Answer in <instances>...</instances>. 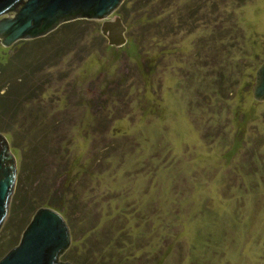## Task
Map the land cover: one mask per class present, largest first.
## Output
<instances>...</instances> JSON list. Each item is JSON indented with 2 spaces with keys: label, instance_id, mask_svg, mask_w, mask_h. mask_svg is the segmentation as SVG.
Returning <instances> with one entry per match:
<instances>
[{
  "label": "rangeland",
  "instance_id": "rangeland-1",
  "mask_svg": "<svg viewBox=\"0 0 264 264\" xmlns=\"http://www.w3.org/2000/svg\"><path fill=\"white\" fill-rule=\"evenodd\" d=\"M113 15L124 45L75 18L0 72V93L21 92L0 116L21 164L0 258L47 205L70 234L60 262L264 264V0H122Z\"/></svg>",
  "mask_w": 264,
  "mask_h": 264
},
{
  "label": "water",
  "instance_id": "water-1",
  "mask_svg": "<svg viewBox=\"0 0 264 264\" xmlns=\"http://www.w3.org/2000/svg\"><path fill=\"white\" fill-rule=\"evenodd\" d=\"M122 0H0V43L9 47L17 41L33 39L56 30L62 22L75 18L102 19L100 33L108 45L125 44L124 26L112 13ZM16 45L21 46L17 43ZM253 95L264 100V60L256 70ZM16 160L8 151V141L0 133V227L5 228L11 192L16 179ZM70 241L68 226L62 215L39 207L24 227L19 242L1 258L0 264H70L60 262Z\"/></svg>",
  "mask_w": 264,
  "mask_h": 264
},
{
  "label": "trees",
  "instance_id": "trees-1",
  "mask_svg": "<svg viewBox=\"0 0 264 264\" xmlns=\"http://www.w3.org/2000/svg\"><path fill=\"white\" fill-rule=\"evenodd\" d=\"M46 37L47 36L44 35V36H40V37L33 38V39L17 41L15 44L19 43V44H21V46L18 47L17 51L14 53L13 56L9 57L8 59H5V61H4V56H2L4 54L0 53V72L2 70H5V67L7 68V66H9V65L12 66L13 61H19L24 54V52H23L24 50L25 51H32L39 44H42L43 41L46 40ZM13 67H15V66H13ZM19 91L20 90H19L18 85H15V83H13V84L10 83V86L7 87L3 93H0V116L4 115L8 111V109H10V107L13 105V103H18L17 97L19 94H21V92H19ZM27 96L28 97L30 96V92H27ZM0 131L5 133V135L8 138L12 137V136H10L7 129L2 128L1 126H0ZM13 148L15 149V147H13ZM16 171H17V174L21 172V164L17 167ZM45 206H47V205H45ZM40 207H43V206H40ZM53 209L58 211L63 216L62 210L60 208L55 207Z\"/></svg>",
  "mask_w": 264,
  "mask_h": 264
}]
</instances>
